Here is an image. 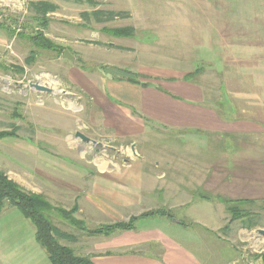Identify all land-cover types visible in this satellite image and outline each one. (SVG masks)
<instances>
[{"label":"rangeland","instance_id":"1","mask_svg":"<svg viewBox=\"0 0 264 264\" xmlns=\"http://www.w3.org/2000/svg\"><path fill=\"white\" fill-rule=\"evenodd\" d=\"M37 1L41 0H0V23L4 25L0 26V131H11L14 125L18 126L14 136L0 139V170L50 201L54 207L49 212L51 219L68 234L66 238L60 237V241L91 258L103 253L110 255L112 250L126 254L146 251L173 263L174 254L185 251L181 256L186 258L183 263L192 257L188 256L190 252L198 264H231L229 260L236 257L240 264L243 257L246 264H264V234L258 230L264 229V217L259 219L262 224L259 227L249 224L251 229H245L247 221L243 220L244 225L238 219L229 223L230 214L226 218L221 214L216 217L200 205L193 210H202L201 213L191 214L188 209L174 207L173 201L167 202V209L175 218L189 226L156 217L140 219L136 229L110 235L87 231L128 221L133 215L162 207L150 202V194L141 192L139 184L143 180L147 183V176L142 177L133 169L158 168L159 173L164 170L166 177L158 187L187 180L193 190H198L196 184L202 185L198 191L209 196L229 193L238 198L242 192L237 185L240 180L231 177L232 183L225 184V175L217 174L218 168L214 177L206 176L208 167L204 157L211 156L214 160L213 144L208 146L204 142L200 145L204 152L195 155L192 146L187 147L184 142L187 137L203 140V134L178 133L152 123L143 135L117 134L103 118L109 114L105 106L97 109V113L94 111L100 102L95 101L86 87L85 71L93 73L91 79L95 75L100 79L105 73L106 80L109 74H117L140 82L161 78L154 74L173 73L181 63L180 54H176L177 8L182 3L187 9L191 1L46 0L56 6L47 14V27L35 18L33 3ZM95 11L100 13L96 15ZM127 25L136 28L133 37H116L108 31ZM40 31L65 50L69 49L75 60L37 47L30 35ZM32 51L35 58L29 62L26 59ZM140 70L150 74L143 75ZM36 82L52 90H38L31 85ZM107 89L109 92L108 85ZM77 131L90 140L76 136ZM79 167L87 169L81 191L65 180L72 179L67 173ZM72 180H77V176ZM230 191H236L235 196ZM215 203L222 212L223 205ZM74 206L77 210L72 213ZM58 208H64L66 214L72 213V219L86 228L72 223ZM207 215L209 220L210 215L215 216V221H206ZM226 225L229 227L224 229ZM0 264H52L36 239L34 224L16 207L0 215Z\"/></svg>","mask_w":264,"mask_h":264},{"label":"crops","instance_id":"2","mask_svg":"<svg viewBox=\"0 0 264 264\" xmlns=\"http://www.w3.org/2000/svg\"><path fill=\"white\" fill-rule=\"evenodd\" d=\"M190 1L191 6L187 9L182 3L177 8L176 54H180L181 63L177 64L173 73L154 74L161 78H153V82L142 81L147 83L143 85L130 81L129 76L117 74H109L107 80L105 73L100 79L96 75L91 79L93 73L85 71L86 87L95 96V101L100 102V105H95L94 111L97 113V109L105 106L109 114L103 118L110 128L116 129L117 134L131 137L143 135L150 123L156 127L173 128L178 133L203 134V140L187 137L189 139L184 142L187 147L192 146L191 152L195 155L204 150L200 146L204 142L208 146L213 144L214 160L211 156L204 157L208 167L206 176L214 177L218 168L217 174L225 175V184L227 181L232 183L231 177H237L240 180L237 185L242 191L238 198L236 191H230L235 197L228 192V195L211 193V196L206 194L202 197L198 191L202 185L196 184L198 190H193L184 180L178 182V187V183L158 187L166 177L164 170L159 173L158 168L152 171L151 167H136L133 170L140 176H147V183L143 180L139 186L141 192L152 196L150 202L156 207H168L167 202L173 201L174 207L188 209L191 214L201 213L202 210H193L200 205L211 210L210 214L216 217L221 214L226 218L231 213L226 202L219 197L240 199V209L250 211L252 217L244 214L238 220L242 224L243 220L247 221L248 224L243 225L245 229H251L249 224L262 225L259 219L264 217V0ZM140 72L147 74L142 70ZM188 75L190 78H187ZM183 150L188 153L185 148ZM155 165H159L158 161ZM70 171L67 176L72 179L77 176V180H65L81 191L87 180V169L79 167ZM150 181V188L147 189ZM214 181L215 178L212 179ZM188 187V191L184 190ZM158 191V195L153 197ZM215 202L223 205L222 212ZM210 216L211 220L207 215L206 221L214 222L215 216ZM253 218H257L256 221ZM180 252L174 254L176 262L173 263L146 251L126 254L112 250L110 255L103 253L92 260L95 264H198L190 252L188 256L192 257L187 259L189 262L183 263L186 258L181 256L186 253ZM229 263L240 264L241 260L236 257ZM242 264H246L245 257Z\"/></svg>","mask_w":264,"mask_h":264},{"label":"trees","instance_id":"3","mask_svg":"<svg viewBox=\"0 0 264 264\" xmlns=\"http://www.w3.org/2000/svg\"><path fill=\"white\" fill-rule=\"evenodd\" d=\"M33 7L35 9V18L39 20L43 26L47 27L49 22L47 14L49 11L56 9V6L49 1L41 0L34 2ZM94 13L97 15L100 12L95 11ZM109 13L110 15L113 14V12ZM0 26L4 27L1 23ZM108 31L116 37H133L136 34V28L130 25L111 28L108 29ZM30 38H32L35 45L39 48L57 51L59 55L64 54L65 47L45 37L43 31L30 35ZM34 58L35 52L32 51L26 60L30 62ZM19 70L24 71V68L20 67ZM187 78H190V75H188ZM130 81L143 85L147 84L146 82H140L137 78H131ZM16 129H18V126L14 125L11 131H0V139L7 136H14L16 134ZM199 195L206 197V194H203L202 191L199 192ZM219 199L226 202L227 209L232 215L230 219L231 222L244 214H250L251 216L250 211L243 212L242 209H240V199L224 198L222 196H220ZM11 207L18 208L26 218L32 221L35 226L36 239L41 246L45 248L52 264H95L90 256L80 255L73 247L63 244L60 241V237L66 238L68 234L60 230L54 224L49 215L50 210H53L54 207L44 195L27 190L13 179H10L4 171L0 170V215ZM167 208L168 207H159L150 209L139 215L131 216L128 221H116L114 223L101 225L97 228L87 229V231L93 234L110 235L116 231L133 230L136 229L137 222L143 218L165 217L173 222L175 216L172 214L171 210ZM57 210L80 228H86L84 225H81V222L72 219L71 214L77 210V206L71 209V214H66L64 208H58ZM179 223L184 226H189V224L183 222V220H180ZM228 227L229 225H226V228Z\"/></svg>","mask_w":264,"mask_h":264},{"label":"water","instance_id":"4","mask_svg":"<svg viewBox=\"0 0 264 264\" xmlns=\"http://www.w3.org/2000/svg\"><path fill=\"white\" fill-rule=\"evenodd\" d=\"M63 57L70 59L72 62L75 60V56L71 53V51L69 49H66L64 51ZM31 85L33 87H35L36 89L41 90V91H51L52 90L50 87H48L44 84H41L39 82L31 83ZM76 136L82 138L84 141L90 140V137H88L87 135H85L84 133H82L80 131H77ZM173 220L176 222H180V220L176 219V218H174ZM259 232L264 234V229H259Z\"/></svg>","mask_w":264,"mask_h":264}]
</instances>
